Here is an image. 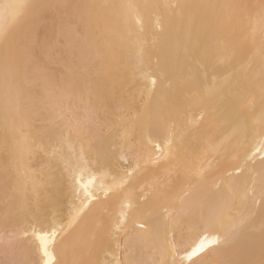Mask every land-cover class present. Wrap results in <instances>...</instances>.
I'll list each match as a JSON object with an SVG mask.
<instances>
[{"label": "bare ground", "instance_id": "1", "mask_svg": "<svg viewBox=\"0 0 264 264\" xmlns=\"http://www.w3.org/2000/svg\"><path fill=\"white\" fill-rule=\"evenodd\" d=\"M0 264H264V0H0Z\"/></svg>", "mask_w": 264, "mask_h": 264}]
</instances>
